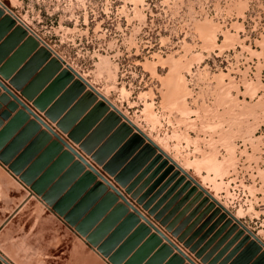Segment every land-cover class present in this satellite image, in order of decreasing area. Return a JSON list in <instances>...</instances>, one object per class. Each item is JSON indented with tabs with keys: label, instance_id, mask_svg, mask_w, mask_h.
<instances>
[{
	"label": "rangeland",
	"instance_id": "1",
	"mask_svg": "<svg viewBox=\"0 0 264 264\" xmlns=\"http://www.w3.org/2000/svg\"><path fill=\"white\" fill-rule=\"evenodd\" d=\"M1 1L264 241V0ZM170 57L184 64L175 99ZM3 166L21 184L0 169V264H45L51 234L30 233L29 206L9 217L35 194Z\"/></svg>",
	"mask_w": 264,
	"mask_h": 264
},
{
	"label": "water",
	"instance_id": "2",
	"mask_svg": "<svg viewBox=\"0 0 264 264\" xmlns=\"http://www.w3.org/2000/svg\"><path fill=\"white\" fill-rule=\"evenodd\" d=\"M23 40L26 41L18 49L17 54L27 49L30 52L34 51V54L30 57H27L28 54L22 55L24 64L17 73L7 72L2 68L4 59ZM1 41L0 74L8 78L9 83L16 90H20L23 97L33 101L35 106L45 111L46 116L56 121L61 130L68 133L74 142L79 143L82 151L90 155L125 188L126 193L130 195L132 200L142 206L148 215L153 216L168 232L177 237L178 241L183 243L189 252L194 254L195 258L200 259L202 264H218L219 255L212 259L215 248L206 253L208 244L201 247L202 238L195 242V234L189 237L190 228L183 231V225L176 227L177 218L171 221L172 213L165 215V208L159 210V203L153 205V198L147 199L150 190L144 194L142 193L145 184L137 187L140 178L157 162L160 163L161 168H167L166 172H173V177H179V182L185 183L184 188H191L190 193H197L196 198L202 199L201 204L208 205L206 211L214 210V215H219V222H224L222 229L230 226L229 234L237 231L234 239L241 237V240L227 257L228 259L230 256H235L230 264H264V241L248 229L239 218L186 172L178 162L61 55L46 43L41 45L42 41L35 34L32 33L31 35L28 26L0 0ZM59 71L61 73L57 79H54L51 87L55 84L64 86L73 82L62 97V99L72 102V105L62 116L56 111V107L48 108V103H44L40 98H37L38 94L53 80ZM35 74L34 80L26 85L28 80ZM0 87L5 90L1 97L2 101L8 102L10 98L14 99V101L9 102L10 109L16 110L21 105L27 111L21 110L25 118L28 119L30 115L35 117L25 127L22 133L24 136L17 137L7 149L0 152V162L6 165L7 169L14 175L19 176L20 181L30 188L31 195L41 196L42 200L49 205H53L56 212L64 215L65 210L62 209V206L65 203L55 204L52 199L53 196L49 193L44 194V184L34 183L35 177L64 150L65 146L71 151V157L76 155L80 161L93 170V173L100 176L101 174L70 143L60 137L52 127L44 123L33 109L1 80ZM8 115L9 112L7 111L2 113L3 117ZM42 124L47 129H41ZM36 133V137L13 159L15 152L27 142L29 137ZM53 135L56 137L55 140ZM49 142L50 144L45 151L40 153L41 147ZM152 158L151 164L137 179L133 180L137 172ZM84 164L82 168L85 167ZM181 171L187 177L182 176ZM86 176H88L87 173ZM93 177L96 178L95 175ZM106 182L113 188V192H109L108 186L98 182L97 186L100 189L97 197L105 193L106 195L102 202L81 223H78L79 217L87 212L94 203L93 199H88V196L72 211L64 215V218L68 223L76 226V229L86 237V240L92 246L96 247L97 251L110 264H184L186 260L190 264H198L156 226L148 216L132 204L126 195L115 189L109 181L106 180ZM120 197L124 202H117ZM113 200H116L113 206L88 232L87 226L96 221L93 218L98 213L101 215V212L98 211L100 209L103 211L105 209L103 206ZM130 208L133 209V212H130ZM142 218L144 222H141ZM153 229L155 232H152ZM164 240H166V243L163 242ZM174 249L177 250L176 253H174ZM227 259L220 264H226Z\"/></svg>",
	"mask_w": 264,
	"mask_h": 264
},
{
	"label": "crops",
	"instance_id": "3",
	"mask_svg": "<svg viewBox=\"0 0 264 264\" xmlns=\"http://www.w3.org/2000/svg\"><path fill=\"white\" fill-rule=\"evenodd\" d=\"M30 34L32 35L31 31ZM37 37L42 41L41 45H43L44 41L41 39V37ZM25 41L26 40H23L19 44V46L4 59L2 68H4L7 72H12V74L17 73L20 70L21 66L24 64L22 55L28 54L29 56L27 57H30V55L32 56L34 54V51L30 52V50L28 49L17 54V52L19 51L18 49L23 46V43H25ZM1 43L2 41L0 42V44ZM26 59L28 60V58ZM64 68H66V66H64ZM60 73L61 71L56 74L53 80H51L47 84V86H45V88L38 94L37 98H40L44 103H48V108H51L53 106L56 107V111L62 116L72 105V102L62 99V97L69 90L73 82L67 83L64 86H62V84H55L51 87L54 79H57ZM36 74L28 80L26 85L34 80ZM0 80L5 85L10 87L16 95L21 97V99L27 105H29L35 113H38L40 116H42V118L45 119V121L58 135H60V137L70 143V145H72V147L75 148L83 157L88 158V162L103 177L102 178L100 175H96L95 173H93V170L88 165H85L82 161H80V159L76 155L71 157L70 154L72 153L66 146L64 147V150L60 152V154H58V156L54 158L35 177L34 183L44 184V194L49 193L51 196H53L52 199L54 200L55 204L62 202L65 203L62 206V209L65 210L64 215L72 211L79 203L85 200L87 196L89 197L88 199H93L92 201L94 203L92 207L79 217L80 220L78 223H81V221H83L95 209V207H97L102 202L104 196L106 195L105 193L97 197L100 189V187L97 186V183L102 182L103 184L108 186L109 192H113V190L110 188L106 180L111 184L117 185L119 183L113 176L106 172L101 165L93 160L90 155L82 151L79 147V143L74 142L69 137L68 133L61 130V128L57 126L56 121H53L48 116H46L44 110H41L37 106H35L33 101H30L27 98L23 97L21 91L16 90L9 83L8 78H5L2 74H0ZM4 93L5 90L0 87V120L2 121V123L0 124V152L7 149L12 141H14L17 137L24 136L22 133L25 127L28 125L30 120L35 119L33 115H30L28 119L25 118V116L21 113V110H26L23 109L21 105H19L16 110L10 109L8 106L9 102L14 101V99L10 98L8 102L2 101L1 97ZM5 111L9 112V115L7 117L2 116V113ZM41 129L47 128L42 125ZM36 135L37 133L29 137L27 142L15 152L13 159L19 153H21V151L36 137ZM53 139H56L55 135H53ZM49 144L50 142L42 146L40 149V153L44 152ZM152 161L153 158L148 160V162L141 168V170L137 172L133 180L137 179L139 175L151 164ZM83 164L85 165L84 168H82ZM159 167L160 163L158 162L152 165L148 169V171L140 178L137 187L145 184L142 193L144 194L145 192L150 190L147 199L149 200L153 198V205L159 203V210L165 208V215L172 213L171 221L177 218L176 227L183 225V231L190 228L189 235L192 236L195 234V242L202 238L201 247L208 244L206 253L215 248L212 254V259L216 258L219 255L217 263L220 264L225 259H227L233 249L239 244L241 237L234 239L237 231L229 234L231 228L230 226L222 229L224 222H219V215H214V210L206 211L208 205L201 204L202 199L196 198L197 193H190L191 188H184L185 183L179 182V177H173V172H166V167ZM0 169L6 172V177H8L9 181L12 180L18 184H21L15 177L5 171L6 168L3 165H0ZM86 173L88 174V176H86ZM3 174L5 176V173ZM93 175H95L96 178H94ZM26 198H29V191L27 189L25 196L21 198L20 202L18 203L16 208L13 209V212L9 217H13L12 220H15L18 216H20L19 214L29 206V211L35 214L34 221L29 224L30 233L33 232L34 229H36V234L43 233L40 232L41 230H45V232H49L51 234L46 238L45 249H47L49 253L45 255V264H73V261L76 259V264H85L84 259L86 257V254L92 260L91 264H110L105 257H103L96 251V247L92 246L86 240V237L76 229V226L68 223L65 220L64 215H61L54 210L53 205H49L48 203H46L44 200H42V197L37 194L31 196L24 204L25 200H27ZM115 202L116 200H113L112 202L103 206L105 208L103 209V211L101 209L98 211L101 212V215L100 213H98V215L93 218L96 221L94 223H90L87 226L88 232L95 226V224L102 218L106 211H108V209L113 206ZM117 202H122L121 198H119ZM139 208L141 209V211H143V213H145L149 218L153 220V216L148 215L147 211L143 210L140 206ZM130 212H132L131 209ZM32 213H30V216ZM37 213H39V216H37ZM41 218H44L46 222H50L51 224H53L52 227H49L50 229H48V227H45V225H38V222ZM12 220L10 221V223L12 222ZM141 222H144V220L141 219ZM155 223L160 226L159 222L155 221ZM160 227L168 235L171 236L170 232L165 230L164 227ZM152 232L155 231L152 230ZM175 241L181 248H183V251L185 253H188L198 264H202L200 262V259L195 258L194 254H191L186 247L182 246V244L177 242V240ZM163 242L166 243L165 240ZM47 246H49V248ZM34 248L38 249L39 247L37 244H35ZM70 249H72L73 252L76 251V257L71 258ZM85 251H87V253ZM176 252L177 250L174 249V253ZM234 257L230 256V258H228L225 263L230 264ZM184 264L190 263L188 260H186Z\"/></svg>",
	"mask_w": 264,
	"mask_h": 264
},
{
	"label": "bare ground",
	"instance_id": "4",
	"mask_svg": "<svg viewBox=\"0 0 264 264\" xmlns=\"http://www.w3.org/2000/svg\"><path fill=\"white\" fill-rule=\"evenodd\" d=\"M214 29L216 28H212L211 29L209 27H206L205 30V36L209 39L212 36H214ZM205 38V37H204ZM205 41V40H204ZM169 62H170V66H171V75L169 78L170 81V89H169V96H173V99H175L174 96H177L179 94H181L183 87H184V82L183 80H181L182 78L179 76L181 73H179L181 70V67L184 65L182 63V61L180 62L178 59H174L172 57L168 58ZM152 66V65H151ZM153 67V66H152ZM155 69V68H154ZM169 77V76H168ZM167 77V78H168ZM185 81V80H184ZM249 85V84H248ZM251 88V86L249 87V89ZM168 91V90H167ZM184 92V91H183ZM179 97V96H178ZM182 98V97H181ZM178 100V98H176ZM182 105V104H181ZM185 108V107H184ZM183 108V109H184ZM186 109V108H185ZM207 166H211L212 169L214 170H219L220 169V164H218V162L216 160L210 159L207 160L206 163ZM3 207V206H2ZM13 212V211H12ZM9 213V212H8Z\"/></svg>",
	"mask_w": 264,
	"mask_h": 264
},
{
	"label": "built area",
	"instance_id": "5",
	"mask_svg": "<svg viewBox=\"0 0 264 264\" xmlns=\"http://www.w3.org/2000/svg\"><path fill=\"white\" fill-rule=\"evenodd\" d=\"M18 18H20L21 19V17H19V16H17ZM32 31H33V33L34 34H36L37 36H39L33 29H32ZM44 43H46L45 41H44ZM47 44V43H46ZM48 45V44H47ZM48 46H50V45H48Z\"/></svg>",
	"mask_w": 264,
	"mask_h": 264
}]
</instances>
